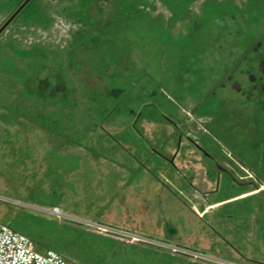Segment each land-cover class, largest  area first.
<instances>
[{"label": "rangeland", "instance_id": "374dc122", "mask_svg": "<svg viewBox=\"0 0 264 264\" xmlns=\"http://www.w3.org/2000/svg\"><path fill=\"white\" fill-rule=\"evenodd\" d=\"M48 12L0 35V219L76 264H264V0Z\"/></svg>", "mask_w": 264, "mask_h": 264}, {"label": "trees", "instance_id": "16d2710c", "mask_svg": "<svg viewBox=\"0 0 264 264\" xmlns=\"http://www.w3.org/2000/svg\"><path fill=\"white\" fill-rule=\"evenodd\" d=\"M24 1L25 0H0V8L13 6L12 13H8V15L11 16ZM94 1L95 0H31L13 21L17 20L18 22L20 21L28 25H34L38 28L48 30L54 24V18L48 12L49 6L51 9H56L58 15L68 20L73 22H85L88 7L93 4ZM168 4L171 8L175 7L171 2ZM0 222L13 228L9 222L1 219Z\"/></svg>", "mask_w": 264, "mask_h": 264}, {"label": "built area", "instance_id": "2783aa9c", "mask_svg": "<svg viewBox=\"0 0 264 264\" xmlns=\"http://www.w3.org/2000/svg\"><path fill=\"white\" fill-rule=\"evenodd\" d=\"M244 174L247 178H252V174L248 170H245ZM52 212L56 215H62L61 210L57 207ZM0 264L76 263L69 262L55 250L33 245L26 235L0 222Z\"/></svg>", "mask_w": 264, "mask_h": 264}, {"label": "flooded vegetation", "instance_id": "af4514ba", "mask_svg": "<svg viewBox=\"0 0 264 264\" xmlns=\"http://www.w3.org/2000/svg\"><path fill=\"white\" fill-rule=\"evenodd\" d=\"M176 1H178V0H176ZM261 66H262V68H264V60L261 62ZM198 151L203 156V161H204V165L206 166V169L210 168V171H213V172H216L218 170V172H216V176H217L216 177V183H215L216 187L211 190V194H215V197H217V192L220 191V186H221L220 182H221L222 176H225L226 181H229L224 185V188L232 189V187H234V186L237 188H245V187H250V186L255 188V189L253 188L249 191H243L240 194L236 195L235 197H232V198L227 199V200H231V199L237 198V197L238 198H246V197L250 196L252 193L258 192L259 190H261V185L258 183V180L254 179V173L253 172L251 173L248 169H244L243 167H241L240 173L244 174L245 170H248L252 174V179L249 181L239 180L240 174L237 171H234V169H232L230 166L224 165L222 163V161H223V159H225V157H223L221 152H218L216 149L212 152H208L202 148H198ZM225 201L226 200H220L218 203H223Z\"/></svg>", "mask_w": 264, "mask_h": 264}, {"label": "water", "instance_id": "95a60500", "mask_svg": "<svg viewBox=\"0 0 264 264\" xmlns=\"http://www.w3.org/2000/svg\"><path fill=\"white\" fill-rule=\"evenodd\" d=\"M31 0H25L23 4L9 17V19L0 28V35L2 32L11 24L14 18L20 13V11L30 2Z\"/></svg>", "mask_w": 264, "mask_h": 264}, {"label": "crops", "instance_id": "0c3cea01", "mask_svg": "<svg viewBox=\"0 0 264 264\" xmlns=\"http://www.w3.org/2000/svg\"><path fill=\"white\" fill-rule=\"evenodd\" d=\"M249 191V190H248ZM249 194V193H248ZM219 201H214V203H212L210 206H209V209H213V208H216L218 207L219 205H221L222 203H218ZM208 211V210H207Z\"/></svg>", "mask_w": 264, "mask_h": 264}]
</instances>
